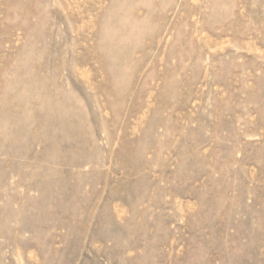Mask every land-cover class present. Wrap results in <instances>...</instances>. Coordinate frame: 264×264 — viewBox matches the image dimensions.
I'll return each instance as SVG.
<instances>
[{"label":"rangeland","instance_id":"1","mask_svg":"<svg viewBox=\"0 0 264 264\" xmlns=\"http://www.w3.org/2000/svg\"><path fill=\"white\" fill-rule=\"evenodd\" d=\"M0 264H264V0H0Z\"/></svg>","mask_w":264,"mask_h":264}]
</instances>
